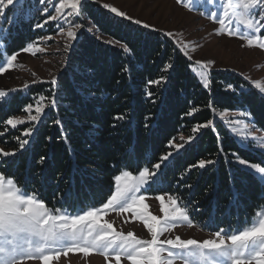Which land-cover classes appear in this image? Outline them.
Wrapping results in <instances>:
<instances>
[{
    "label": "trees",
    "instance_id": "16d2710c",
    "mask_svg": "<svg viewBox=\"0 0 264 264\" xmlns=\"http://www.w3.org/2000/svg\"><path fill=\"white\" fill-rule=\"evenodd\" d=\"M46 7L41 0L3 7L0 56L22 52L56 33L55 24H44L50 15ZM74 23L82 27L57 84L33 86L0 100V149L15 152L0 157V173L37 193L49 207L75 212L105 202L120 171L151 170L170 152L144 192L180 196L195 227L206 233L244 226L264 206V181L236 156L264 166V152L239 143L218 113H250L248 120L264 133L259 91L232 71L211 72L205 89L174 39L117 17L100 3L85 1ZM170 63L173 67L165 71ZM161 76L160 84H149ZM53 95L56 105L47 107L38 124L11 128L4 123L26 115L24 108L41 96L50 105ZM193 107L198 111L187 115ZM210 119L214 128L192 133ZM28 128L32 134L25 137ZM190 135L195 137L190 142L180 139ZM17 137L29 143L21 149ZM209 159L215 163L192 167Z\"/></svg>",
    "mask_w": 264,
    "mask_h": 264
},
{
    "label": "snow or ice",
    "instance_id": "6c2138e0",
    "mask_svg": "<svg viewBox=\"0 0 264 264\" xmlns=\"http://www.w3.org/2000/svg\"><path fill=\"white\" fill-rule=\"evenodd\" d=\"M19 5L20 0H0V12L8 5ZM44 3V0H41ZM187 10L191 11L198 6V0H177ZM104 8L117 17L132 19L125 12L118 10L115 6L108 4ZM55 15H49L48 20L69 22V18L79 16L82 10V0H58L54 6ZM219 11H212L208 18L217 23V34H226L230 37H237L246 41L247 47H258L264 50V0H220ZM47 11V8H45ZM44 21V24L48 23ZM137 25L142 24L140 20H134ZM44 24H36L42 28ZM144 28L150 26L146 23ZM79 23L67 29L66 36L69 41L77 39V31L81 29ZM63 33V27L60 28ZM166 36H173V33L166 32ZM99 38V37H97ZM42 39H51L46 37ZM105 43H113L111 40ZM71 47L66 44L65 51ZM128 51L126 46H123ZM35 49V50H33ZM187 45L180 44V50L184 56L192 61V56L186 50ZM22 52L35 56L37 52L44 49L38 44L30 43L21 49ZM19 53L0 56V74L13 69ZM214 61L196 60L189 67L200 78L205 89L210 86V71ZM173 65L167 64L165 71ZM34 75V74H33ZM165 77L151 80L149 84H160ZM35 82V81H33ZM52 85L57 84L55 77L50 81ZM252 86L264 95V84L260 81L252 82ZM25 89L28 84L23 86ZM231 87V85H229ZM11 91H16L15 89ZM9 95L8 90H0V100ZM149 97L152 96L148 92ZM46 98L41 96L35 106L28 104L24 111L28 113L26 118L10 117L4 123L11 128L18 125L35 122L39 123L44 115L45 107L56 105L53 95L50 105L42 102ZM207 107L214 113L216 109L212 102ZM33 111L35 114H32ZM198 109L193 107L187 115H193ZM218 115L224 119L227 110L219 112ZM241 116H249L250 113L241 112ZM123 117H116L122 119ZM232 123L231 121H227ZM55 123H60L59 120ZM240 130L233 127L231 131L239 135L242 140L254 141L256 147L264 151V136L254 135L255 129L249 130V125L243 120L235 121ZM214 128L210 119L206 123L197 124L192 128V133H197L204 128ZM3 133H0L2 135ZM32 134V128L24 131L25 137ZM195 137L190 135L187 140L180 137L185 143ZM19 147L24 148L29 143L28 139H20ZM170 146L179 149L183 144ZM15 155V152H7L0 149V157ZM171 156L160 158V162L149 167L139 169L136 174L128 170H122L114 176V191L111 192L105 202L100 206H91L69 212L63 207H49L46 202L35 192L29 193L21 188L12 177H6L0 173V264H52L59 262L61 257L67 258L70 253L82 254L87 258L93 254L103 257L105 264H121L122 259L128 264H264V206L256 212L253 217L242 227L236 229H220L215 231L210 238L198 240L195 238L183 239L180 235L172 236L171 233L178 226L194 227V219L190 215L187 205L181 202L178 195L165 193L157 195L155 199L159 202L161 215L153 214L150 205L146 203L144 190L154 183L161 164ZM240 165H246L250 171H254L264 181V166L250 163L246 159L236 156ZM43 157L41 158V162ZM215 161L200 160L198 165L192 167L205 168ZM189 187H191L189 185ZM167 197V199H165ZM110 213L123 215L131 213V219L139 221L147 230L150 238L138 237L133 231L124 232L114 227V221L105 219ZM124 223H128L125 219ZM169 234V235H165ZM161 237H165L161 239Z\"/></svg>",
    "mask_w": 264,
    "mask_h": 264
},
{
    "label": "rangeland",
    "instance_id": "374dc122",
    "mask_svg": "<svg viewBox=\"0 0 264 264\" xmlns=\"http://www.w3.org/2000/svg\"><path fill=\"white\" fill-rule=\"evenodd\" d=\"M85 1L115 6L118 10L125 12L128 17L132 18L127 20L133 22L134 20H140L142 22V24H140L141 27H143L142 25L144 23L150 26L145 29L161 32L163 34L166 32L173 33V36L170 38L174 39L179 47L181 43L187 45L186 50L189 52V55L192 56V62L196 60L214 61V64L211 65L210 73L213 71H232L240 75L250 84L254 81H260L264 84V50L258 47L242 46L246 44V41L237 37L217 34L216 29L219 25L208 18L210 12L220 10V0H198V6L194 7L191 11L187 10L181 4H178L177 0H82V4ZM57 3L58 0H44L41 6L47 4V11L45 14L48 12L50 15H55L54 6ZM4 16L5 10H2V12H0V25ZM76 17L77 16L69 18L68 23H65L63 20H48L50 24H55L57 28L56 33L47 36L51 37V39H40L34 42L44 49V51L37 52L35 56L30 53L19 52L17 60L14 62L16 66L0 74V90L9 91V95L5 98L18 92H23L25 94L33 86L51 84L50 81L53 77L57 80L77 40L69 41L66 36L68 27L74 26ZM61 27L64 29L63 33L60 32ZM80 30L81 29L77 31V38ZM66 44L71 45L67 51H65ZM0 47L2 49L4 48L1 40ZM25 83L28 84L26 89L23 87ZM13 89L16 91H11ZM262 96L264 97V95ZM42 103L45 105L44 102ZM35 104L36 101L34 106ZM227 112L228 115L224 119L226 120L230 133L235 136L237 141L241 144H251L256 150L264 152L256 147L254 141L242 140L241 137L234 134L231 129L236 127L240 130V126L236 125L235 121L243 120L249 125V130L253 128L256 130L254 135L264 136V133L257 130L248 120L247 116L239 115L242 111L227 110ZM46 113L47 107H45V112L41 119ZM32 114H35V112L33 111ZM27 115L28 113L20 117L26 118ZM227 121H231L232 123H228ZM32 124L38 123L30 122L18 126ZM144 194L146 196L145 202L150 205V211H152L153 214L161 215L159 211V202L155 199L156 196H148L145 192ZM165 199H167V197H165ZM105 219L114 221V227L118 230H123L124 232L133 231L140 238H150L143 224L131 219V213L123 215L110 213ZM125 219L128 220V223H124ZM165 235L167 236L169 234ZM171 235H180L183 239L195 238L203 240L210 238L212 234L206 233L195 226H178ZM164 238L165 237H161V239ZM29 264H39V262H29ZM52 264H105V261L103 257L98 254H93L85 258L82 254L70 253L67 258L62 256L59 262L53 261ZM113 264H115V261H113ZM121 264H128V261L122 259Z\"/></svg>",
    "mask_w": 264,
    "mask_h": 264
}]
</instances>
